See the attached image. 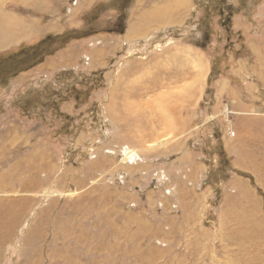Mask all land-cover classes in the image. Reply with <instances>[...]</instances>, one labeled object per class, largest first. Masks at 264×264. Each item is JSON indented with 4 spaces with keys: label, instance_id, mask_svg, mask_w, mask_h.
<instances>
[{
    "label": "rangeland",
    "instance_id": "obj_1",
    "mask_svg": "<svg viewBox=\"0 0 264 264\" xmlns=\"http://www.w3.org/2000/svg\"><path fill=\"white\" fill-rule=\"evenodd\" d=\"M116 1L0 0V264H264V0H133L112 29ZM147 9L170 25L128 40ZM95 12L72 66L11 68Z\"/></svg>",
    "mask_w": 264,
    "mask_h": 264
},
{
    "label": "trees",
    "instance_id": "obj_2",
    "mask_svg": "<svg viewBox=\"0 0 264 264\" xmlns=\"http://www.w3.org/2000/svg\"><path fill=\"white\" fill-rule=\"evenodd\" d=\"M132 3H133V0H117L115 2L116 9H117V19L114 23V28L112 29H118L120 27V24L126 20L127 12L129 8L131 7ZM96 14L98 13L95 12L89 15L86 21L85 27L82 28L81 30H72V31H68V32H65L57 36L47 35L44 39H41L39 42L33 45L22 47L20 50H18V53L22 57H25V60L22 59L21 61H19L17 59V61H15L13 65H11V68L14 71L28 70L40 64L46 57L54 55L61 48L63 49L72 40H79V39L90 37L92 35L105 33L106 29H99L97 24L88 25L91 21H94L97 19ZM207 37L208 36L206 35L205 41H207L206 39ZM9 58H13V57H5V58L0 59V70H1V65L8 63L6 62V60H9ZM8 71H9V68L7 69V72ZM1 72H5V71H1ZM7 72L0 73V74L7 75ZM218 74H219V71L213 65L210 71L208 83L210 84L213 80H215ZM71 91L72 90L70 89L64 92H57V91L51 90L52 96L56 97L57 100L53 98L49 100L48 102H46L43 105V108H44L43 111H47V110L52 111V112L57 111L58 106H60V103L67 102L71 99ZM76 98L77 96H75V99Z\"/></svg>",
    "mask_w": 264,
    "mask_h": 264
},
{
    "label": "crops",
    "instance_id": "obj_3",
    "mask_svg": "<svg viewBox=\"0 0 264 264\" xmlns=\"http://www.w3.org/2000/svg\"><path fill=\"white\" fill-rule=\"evenodd\" d=\"M182 1L189 2L191 0H182ZM152 14H155V10L147 9L143 11L142 14H139L138 16H134V17H132V14H131L130 24H129L130 27L126 34L128 40L132 41L138 38H145L149 36L150 33L154 30L153 28H157L156 25H154V22L160 23V26L158 28L166 27L170 25V23H166L167 21L166 17L161 16L160 14H155V17H152ZM102 36L103 38L105 37L104 35ZM92 41H96L95 37H92L87 42H92ZM80 42L84 45L86 41L83 40ZM72 48H75V46H69V48L59 51V53L55 54L53 57L46 58L43 63L39 64L34 69L40 70V71H53L56 68L72 66V64L76 62L78 58V54L80 52ZM99 51H104L102 46L98 47V49H95V47H92L90 52L98 53ZM50 73L51 72H49L48 74ZM169 106L171 107L172 105H169Z\"/></svg>",
    "mask_w": 264,
    "mask_h": 264
},
{
    "label": "bare ground",
    "instance_id": "obj_4",
    "mask_svg": "<svg viewBox=\"0 0 264 264\" xmlns=\"http://www.w3.org/2000/svg\"><path fill=\"white\" fill-rule=\"evenodd\" d=\"M13 24L16 25L15 21H13L11 18H9V16H7V17L4 16L3 18L0 19V47L7 46V45L14 43L18 40V38H15L13 33L10 32V29L14 27V26H12ZM13 30L15 31V28ZM198 66L201 67L202 65H198ZM206 70H207V68H205V66L204 67L202 66V68L198 71L200 73V76H202V74L204 75ZM155 102L159 108L163 109L165 107V102L162 98L157 99ZM159 145H160L159 142H154L151 144V147L155 148V147H158ZM134 152H135V150L133 148L128 147V146H125L122 148L123 155L125 153L126 156L129 157L130 161L132 160V158H134L136 156V155L134 156V154H135ZM123 160H125V159H123ZM121 163H122L121 165H123V162H121Z\"/></svg>",
    "mask_w": 264,
    "mask_h": 264
}]
</instances>
